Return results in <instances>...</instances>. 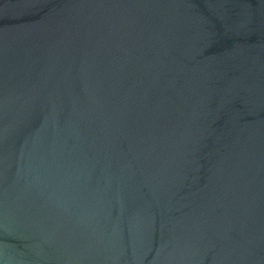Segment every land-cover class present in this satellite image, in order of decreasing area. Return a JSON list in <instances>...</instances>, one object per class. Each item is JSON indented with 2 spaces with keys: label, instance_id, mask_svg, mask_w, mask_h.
<instances>
[{
  "label": "water",
  "instance_id": "obj_1",
  "mask_svg": "<svg viewBox=\"0 0 264 264\" xmlns=\"http://www.w3.org/2000/svg\"><path fill=\"white\" fill-rule=\"evenodd\" d=\"M0 264H264V0H0Z\"/></svg>",
  "mask_w": 264,
  "mask_h": 264
}]
</instances>
